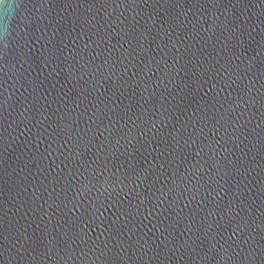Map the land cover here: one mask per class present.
<instances>
[{
  "label": "water",
  "instance_id": "95a60500",
  "mask_svg": "<svg viewBox=\"0 0 264 264\" xmlns=\"http://www.w3.org/2000/svg\"><path fill=\"white\" fill-rule=\"evenodd\" d=\"M0 264H264V0H0Z\"/></svg>",
  "mask_w": 264,
  "mask_h": 264
}]
</instances>
